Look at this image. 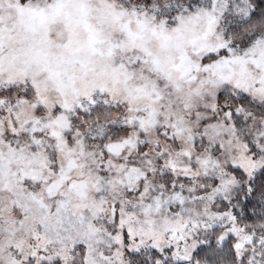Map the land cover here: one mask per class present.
Here are the masks:
<instances>
[{"label":"snow or ice","instance_id":"obj_1","mask_svg":"<svg viewBox=\"0 0 264 264\" xmlns=\"http://www.w3.org/2000/svg\"><path fill=\"white\" fill-rule=\"evenodd\" d=\"M0 264H264V0H0Z\"/></svg>","mask_w":264,"mask_h":264}]
</instances>
